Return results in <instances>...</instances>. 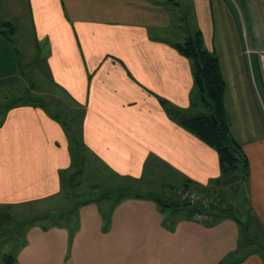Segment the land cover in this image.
<instances>
[{"label": "crops", "instance_id": "obj_1", "mask_svg": "<svg viewBox=\"0 0 264 264\" xmlns=\"http://www.w3.org/2000/svg\"><path fill=\"white\" fill-rule=\"evenodd\" d=\"M185 1L29 0L38 56L83 113L85 170L99 160L119 178L140 179L154 160L203 186L221 175L217 152L162 105H191V62L173 46L184 38L165 35L174 20L169 6L182 9ZM188 1L196 27L187 36L201 32L204 48L219 57L229 126L250 163L248 202L264 230V135H257L252 120H242L256 105L258 82L264 93V0ZM4 37L0 29L6 55L0 90L19 83ZM72 162L65 128L44 108L28 103L0 117L1 205L59 194L60 173ZM102 202L80 208L73 237L64 228H29L14 264H220L239 250L240 229L231 219L213 224L137 198L111 213L116 201ZM240 264L264 260L252 254Z\"/></svg>", "mask_w": 264, "mask_h": 264}, {"label": "trees", "instance_id": "obj_2", "mask_svg": "<svg viewBox=\"0 0 264 264\" xmlns=\"http://www.w3.org/2000/svg\"><path fill=\"white\" fill-rule=\"evenodd\" d=\"M1 26L8 28L7 30H2V34L7 36L15 34V28L10 22L2 23ZM173 46L181 55L191 62L194 83L191 92V105L189 109L186 110L173 107V105L164 100L162 101V105L171 118H173L180 126L198 137L217 152L221 175L217 179L211 180L208 186H203L192 180L183 179L178 173L170 169L172 173L168 172L167 174H164L161 172V175L159 176L167 183L163 180L160 188H155L154 192H152V190L149 192L148 185H146V183L143 184V179L141 180V178L145 176V173L148 170H151V167L156 169V165L154 164L155 161L149 160L145 165L143 176L140 179L129 178L124 185H112L115 187L113 188L112 193L102 194V201L107 199L110 200V195L116 194L118 198L113 200L116 202L113 203L109 209L111 213L115 207L124 200L128 198H137L149 199L155 202L158 208L163 212L168 209L172 212L183 211L193 218H210L213 224L219 223L225 219H231L237 223L240 229V239L238 243L239 250L229 255L220 264H240L247 256L252 254L260 255L264 260V239L257 234V232H259L264 237L263 226L259 223L261 225L259 229L253 230L251 228L252 223L253 225H256L259 221L253 213L252 208L245 205L247 188L251 177L250 163L243 146L231 133L228 122V113L225 107L227 84L223 76L219 57L215 53L209 52L204 48L201 32L190 34L185 37L183 41L177 42ZM7 97L8 96H6V98ZM29 100L31 101L30 104H32L33 101L34 104L39 103L40 107H45L42 100L39 102L32 98H29ZM29 100H26L23 104H19V102L13 100L12 102H6L5 104L0 103V114L2 115L0 117H3L6 114V110L19 105H27L30 102ZM51 116L55 120L61 122L70 141L77 137L75 136L76 134L74 130L70 127H66L67 124L65 120L66 118L69 119L68 116L64 117L60 112ZM80 143H77V150L76 147L73 148L71 146L72 159L74 158L76 151L78 156H81V153L79 152L80 150H78V145ZM84 162L85 157H82L80 162L81 167H83ZM161 167L163 166L161 165ZM69 169L63 170L60 173L62 189L59 194L33 201L47 203L60 195L63 196L66 203H59L57 205V210L54 212L43 210L29 213L25 218L26 221L24 220V223L20 224V226H26L27 230L33 226H39L45 231L54 227L64 228L68 229L71 237H73L74 232L76 231L75 226L77 224L80 208L90 202H94L95 200L87 198L88 196L86 194H79L78 191L75 190L74 187L77 178L74 176L75 174L67 176L66 173ZM82 172L84 173L83 168H81L77 175L83 174ZM222 176L225 179H231L230 181L235 180L237 186H241L240 193H243L245 197L242 206L238 205L239 210H236L237 205L232 203L225 202L224 205L221 204L224 199L222 189L211 184V182L216 181L218 183L221 181ZM178 179L180 181L174 182ZM173 184L177 187L174 188L172 186ZM226 188L229 190L232 186L229 187V185H227ZM191 194H195L196 198L192 199L190 197ZM215 194H218L217 199L214 198ZM31 202L32 201L15 205H5V207L3 205L1 208L7 209L6 207H8L13 210L15 207L23 205H28L30 207L31 204H33ZM242 216L244 217L243 222L237 220L242 218ZM7 220L9 221V219L6 218L3 221L1 219L0 225H3V222H7ZM242 224H244V227ZM19 228V225L15 226V229ZM241 237H243L245 243H247L242 247L240 244ZM15 262V257H9L5 260V264H14Z\"/></svg>", "mask_w": 264, "mask_h": 264}, {"label": "rangeland", "instance_id": "obj_3", "mask_svg": "<svg viewBox=\"0 0 264 264\" xmlns=\"http://www.w3.org/2000/svg\"><path fill=\"white\" fill-rule=\"evenodd\" d=\"M179 1L180 0H176L175 2L177 3ZM184 3V5L182 4L181 6L184 7L182 9H179L174 5L169 6L174 20L173 26H171L172 28L170 29V31H167L165 33L167 38L176 40L177 37V41H181L187 36V31L189 32V30H191L192 33L194 31V28L196 27V25H193L194 17H190L193 15L191 3L190 1L187 2V0ZM185 5L190 8L189 11H187ZM184 14L188 17L187 21L184 19L181 20ZM3 22H11L13 27L15 28V34L8 36L4 35V40L9 45V48L7 49L8 51H11V53L8 57L10 61L12 63H15L17 67L18 79L20 84L18 83L15 86L1 89L0 103L5 102V95L8 96V94V102H12L13 100L19 102V104H23L24 102H26V100H29L30 96V98H32L33 100H38V102L42 100L45 105V107L42 108H44L50 115H55L60 112L64 117L68 116L69 119L66 118L65 120L67 124L66 127H70L72 130H74L76 134L75 136H77L75 139H71L70 143L71 146L73 148L76 147L77 150V143L81 142L79 144L80 146L78 145V150H80L79 152L81 153V156H78L76 151V154L73 158L72 168L70 167L71 169H69L66 174L67 176L75 174L74 176L77 178V181L74 188L76 191H78L79 194H86L88 196L87 198L95 200L102 205V194L112 193L113 188H115L112 185H124L129 180V178L122 179L121 177H117L115 173L111 172L106 167V165L104 166L99 160H91V163L93 161L94 165L88 167V170H85V164H83V167H81L80 162L82 160V157L88 156L81 130L82 118L80 113H82V111H77V106L73 103V101H71L66 96V94L59 90V88L54 84L46 62H44L43 60L41 61L40 57L38 56L34 22L29 0H0V29L7 30L8 28H4L1 26ZM180 36H182V38H180ZM5 58L6 55L2 46L0 45V69L4 66L3 59ZM10 74H12V72H10L7 68V73L5 74V76L8 77V75ZM255 98L256 105L255 107H253V109H251L249 113L250 116H247V114L243 111L242 120L246 123L252 120L254 123L253 127L257 135L259 136L264 135V93L261 90V85L259 82L257 83L255 89ZM29 103H31V101ZM34 105L39 106V103ZM233 114L235 115V113ZM246 127L248 131L253 128L251 124H246ZM160 165H162L164 168L156 165V169H154L150 166L151 170H148L145 173V176L141 178V180L143 179V184L146 183V185H148L149 192L150 190L154 192L155 188H160V185L164 180L159 177L161 175V172H163L164 174H167L168 172L172 173L170 169H167L161 162ZM81 168H83V171H85V173L77 175ZM230 180L231 179H225L222 176L221 181H219L218 183L216 181H212L211 184L222 189V193L224 196L223 203L221 202L222 205H224L225 202H228L230 204L232 203L234 205H237L236 210H239L238 205L242 206V204L244 203L245 195L243 193H240L241 186H237L235 180ZM178 181L180 180L178 179L174 182ZM164 182L166 181L164 180ZM227 185H229V187L232 186V188L228 190L226 188ZM172 186L174 188L177 187L174 184ZM110 196V200L112 201L118 198L116 194H111ZM214 198L217 199L218 194H215ZM31 203L33 204H31L30 207L28 205H23L20 207H15L13 210L9 209L8 207H6L7 209H3L1 208V206L3 205L0 204V221L1 219L3 221L5 218L9 219V221L7 220V222H3V225H0V264H5L6 258L15 257L22 247L25 239L24 236L26 235L25 231L27 230V228L26 226H20V224L24 223V220L26 221L25 218L27 215H29V213H35L37 211L43 210L54 212L55 210H57V205L59 203H66V200H64L63 196L58 195L55 199H52L47 203L33 201ZM245 205L248 207L250 206L251 208V205L248 202V198L246 199ZM165 212L168 213L170 212V210L168 209ZM243 218L244 217L242 216V218H239L237 220L243 222ZM257 219L259 221L258 217ZM259 223L260 221L257 222L256 225H253L252 223L253 227L251 225V228L253 230L259 229L261 227ZM17 225H19V229H15V226ZM242 226L244 227V224H242ZM257 234L264 239V237L259 232H257ZM240 244L241 247L244 244H247L245 243L243 237H241Z\"/></svg>", "mask_w": 264, "mask_h": 264}, {"label": "built area", "instance_id": "obj_4", "mask_svg": "<svg viewBox=\"0 0 264 264\" xmlns=\"http://www.w3.org/2000/svg\"><path fill=\"white\" fill-rule=\"evenodd\" d=\"M261 59H262V61H263V63H264V56H263V55L261 56ZM190 197H191L192 199H194V198H196V195H195V194H191Z\"/></svg>", "mask_w": 264, "mask_h": 264}]
</instances>
